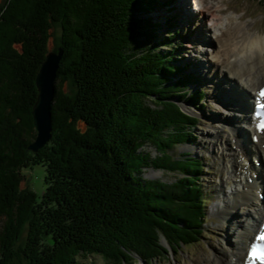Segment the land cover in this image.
<instances>
[{
	"label": "trees",
	"instance_id": "trees-1",
	"mask_svg": "<svg viewBox=\"0 0 264 264\" xmlns=\"http://www.w3.org/2000/svg\"><path fill=\"white\" fill-rule=\"evenodd\" d=\"M163 3L7 0L0 14V252L11 224L22 226L37 212L36 192L20 188L22 170L32 162L47 171L45 208L40 212L48 218L49 226L44 227L54 248L51 260L43 264H82L77 259L82 252L99 253L121 264L129 253L145 255L162 248L155 242L160 236L174 249L200 241L195 237L203 233L210 195L190 176L194 164L166 152L152 159L144 149L152 145L166 151L174 146L172 140L183 143L187 137L179 122L181 112L171 100L176 93L166 96L162 85L174 76L177 85L201 81L194 73L181 75V69L189 65L181 56L186 47L161 48L168 43L175 46L178 29L163 44L157 40L153 44L155 25L136 16ZM172 19L170 26L177 28ZM56 24L62 30L65 51L58 79L63 73L77 92L67 94L63 80L56 82L50 140L56 144L49 141L33 152L29 145L37 135L32 115L38 97L36 78L51 51L48 41ZM143 36L148 39L140 41ZM176 52L181 59L174 56ZM175 59L185 67L171 66ZM203 94L197 92L194 98ZM153 96L161 101L155 102ZM192 120L196 118H187V123ZM49 161L53 163L47 169ZM200 162H195L197 168ZM147 167L185 175L169 184L144 178ZM178 202L182 206L177 207ZM49 213L54 216L52 225ZM29 246L20 251L25 264ZM28 264L41 263L33 256Z\"/></svg>",
	"mask_w": 264,
	"mask_h": 264
},
{
	"label": "rangeland",
	"instance_id": "rangeland-1",
	"mask_svg": "<svg viewBox=\"0 0 264 264\" xmlns=\"http://www.w3.org/2000/svg\"><path fill=\"white\" fill-rule=\"evenodd\" d=\"M163 2L165 3H163L161 7L157 6L159 7L158 10H155L156 7L151 12L148 10L147 13L140 11L136 13V16L138 18H148L153 22V25H155V28L153 29L156 30L157 36L153 38V40L151 39V41H153V44H155L154 40L163 44L162 42L166 40V36L174 34L173 31H176L175 28L170 26L171 16H168V13L166 15L163 9L165 10V8H168L169 10V8L174 5L172 13L170 12V14H173L175 19L181 23L182 28L180 29L184 35H182V39H180V37L174 39L175 46L172 44L169 45L168 43L161 45V48L168 49L169 47L176 48L180 45H183L184 47L187 46L185 52L184 49L182 50V54L192 62V66L196 68V70L193 69V72L197 74V78H201V82H205L208 89L203 87L202 84L199 86V89L200 87L205 89L206 95L204 93L202 95V100H199L195 104L190 101L194 94V84L187 81L185 83L187 86L181 84L177 85L178 79H176V76H174L173 79H167L170 82H166L162 85L163 89L166 90V96H169L168 93L173 91L174 93L177 92L176 94L183 93L182 95H184H181L179 98L174 95L172 98L178 101V103H176L178 106L177 109L181 112V114H179V122L181 125L185 126L183 130L187 133V137H185L186 140L183 143L180 139L172 140L171 142L174 146H172V148L171 146L167 147L166 151H161L152 145H145L144 149L150 151L152 159L159 156L164 157V152H166V154L169 153L176 159H184V163H194V167L189 168L190 172H194L193 175L190 176L194 177V181L199 182L204 187L205 191L209 190L210 199L205 204L207 219L202 226V231L204 233H202L200 237H195L199 238L200 241L195 240V242L189 245L182 246L181 249H174L171 247L165 236H160L158 242H155L157 245H162V248H157L156 251L151 250L150 252H146L145 255L134 252L129 253L127 254V258L121 261V264H211L213 257L222 253V251L225 252V250L228 252L225 257L229 258V260H234L236 257L234 253L238 254L241 249H234L231 244L240 240L242 242L245 239L243 237L244 235L241 234L243 232L242 227L248 226L249 223L252 227L254 221L251 220V217L253 214L257 215L255 212L258 208L256 205H239L234 209V212H231L230 214L224 215L222 213V211H224L223 201L228 200V194H230L229 191L233 187L235 188L233 183V185L229 183L228 178L230 175V169L228 165L230 164V158H227V150L225 149V145L230 142L232 136L233 130L230 126H233L234 128V125L230 122L233 115L229 111V103L227 102L239 97L237 91L246 92L244 89V80L243 78L237 77L234 70L228 67L227 63L220 61L212 53V50L216 48V43H218V41L215 43L214 39H212L213 36L210 37L206 21L202 22L197 20V18H203V14L199 16L191 13L192 11L190 8L192 6L189 4L188 0H163ZM169 2L171 4L166 5ZM205 3V8L208 12H211L212 10L215 12V9H218V0H207ZM6 4L7 0H0V14ZM219 4H221V9L224 13L221 16H228L237 12L236 14L240 15V19L243 23L249 25L251 32H256L257 34L264 36V0H220ZM207 17H210V14H208ZM52 33L53 34L49 37L48 48L51 51H58L59 48L63 49V43L61 41L62 30L60 25L56 24ZM198 36L200 37V40H203L202 42L197 39ZM144 38V36L141 37L140 41ZM235 46L236 45H230L226 49L233 51ZM64 53L65 51L63 49V55ZM76 53L77 55L79 54L78 52ZM206 53H208L207 56ZM174 56L179 57V52H176ZM78 57L74 55L72 58ZM202 57H205L206 62H203ZM239 61L247 62L245 59ZM239 61L237 62L238 65L240 64ZM172 62L173 65L171 64V66L174 68H177L180 65L183 67L184 64L182 61L176 59ZM251 65L252 64L247 62V66H243L241 70H237V72L241 73L242 69L245 67L250 71L249 66ZM173 67L172 69L174 70ZM237 67H240V65ZM182 69L184 70V68ZM182 69L181 75L183 73L188 75V72H192L188 69L187 71L184 70V72H182ZM63 77H65V75L63 73L60 74L59 79L57 77L56 82L63 80V91L67 94H75L77 92L76 89L71 83H69L68 78ZM161 77H164V74H161ZM181 82L184 81H179V83ZM172 85L176 86L172 87V90L168 89ZM249 92L250 91H248V93ZM247 95L250 96L249 94ZM248 96H245V98ZM154 101L157 102L161 100L155 98ZM240 101H242L241 98ZM246 102L247 100L244 99V104ZM200 105H203L204 107H201ZM221 116L229 121V125L226 123L224 130L218 134L216 133V128L213 124H215V126L216 124L221 125L218 121ZM191 117H198L199 120H192L191 123H187V118ZM245 127H247V125H245ZM172 128L174 129L173 126ZM245 135L244 139H246ZM172 137L173 136H171V138ZM53 142L50 141L51 145ZM55 144L56 141L54 142V145ZM51 145L50 147H52ZM200 158V161L202 162L196 160ZM195 162H200L199 168H197ZM52 163V161H49L46 164L47 169H49L48 165H51ZM203 167L204 170H201ZM143 171L144 178L160 180L169 184H173L179 176L183 177L185 175L184 173L183 175L180 172L177 173L176 171L169 169L155 167H147L144 168ZM22 172L24 178L21 182L20 188L23 191L32 190L36 192L38 201L35 209L37 212L34 214L33 218L31 216V218L22 226L11 224L3 252H0V264H25L23 255L20 254V251L24 250L23 246L26 248L29 245L30 248L25 251L28 252V255L24 256L26 257L27 264L31 262L33 256L38 262L40 261V263L43 264L51 260L50 254L51 250L54 248L51 237L49 238L46 234L48 227H44L45 225L49 226L46 223L48 218H46V213H43L42 211L40 212L41 207L45 208L42 206V202H44L45 199L46 167L42 164H33L32 162V164L29 167L24 168ZM223 191L224 193H222ZM174 193L175 195H179V192H176L175 188ZM180 205L182 206V204L178 202L176 206L180 207ZM49 215L51 216V220L49 221H51L52 225V217L54 218V216L50 213L48 216ZM56 215L64 216L63 213ZM222 215L224 217H221ZM35 225H37V228L32 232ZM240 228H242V232H240ZM151 241L154 243V240ZM147 250L149 251L150 249ZM77 259L82 264H114V262H110L99 253L89 254L82 252L77 256Z\"/></svg>",
	"mask_w": 264,
	"mask_h": 264
},
{
	"label": "bare ground",
	"instance_id": "bare-ground-1",
	"mask_svg": "<svg viewBox=\"0 0 264 264\" xmlns=\"http://www.w3.org/2000/svg\"><path fill=\"white\" fill-rule=\"evenodd\" d=\"M218 1L220 2V0H218ZM196 5L197 6H195L194 9H196V8L199 10L202 9L201 3H199V0L196 1ZM218 7H221V4L218 3ZM165 9H167V8H165ZM190 9L192 12L195 11L193 9V7H191ZM163 11H165V10L163 9ZM198 15L200 16V14H198ZM197 20H199V19H197ZM224 20L226 21L225 22L226 24H225V29H224L223 33L226 34L227 38L221 39V43H222L221 45L223 47V50L219 51L218 55L224 56L225 57L224 61L227 62L228 66L234 70L237 77L243 78L245 80V83H244V85H246V87H244L245 91L248 92L250 89L254 91L260 85L264 84V36L256 34L255 32H251L249 25L241 22V20H239V17L237 15L227 16L226 18H224ZM203 21H205V20H203ZM230 45H236L235 49L233 51L226 49ZM207 55H208V53H206V56ZM202 58H203L202 59L203 62H206L205 57H202ZM244 59L249 64H252L251 66H249L250 71L245 67L242 69L241 73H238L237 70H241V68L245 65L247 66V62L239 61V60H244ZM238 61L240 63L239 64L240 67H237V66H239L237 64ZM182 72H184V71L182 70ZM190 82H191V84H194V82H192V81H190ZM237 92H238L239 97L235 100L232 99V100H229L227 102V103H229L228 104L229 105V111L231 114H234L237 109H238V111L236 114L237 115L236 125L234 126V128H233V126H230L231 129L233 130L230 142H228L225 145V149L227 150L226 156L228 158H230V164L229 165L227 164V165H228L229 169L233 170V171H230V175H229L228 179H229V183L231 185H233V184L235 185V188L233 187L229 191L230 194H228V200L223 201L224 211H222V213L224 215H227V214H230L231 212H234V209L239 205H251V206L257 205L260 202V200L258 199L257 194L255 196V193H254L255 188L258 189L260 186L263 187L262 178H259L256 181L254 180V183H249L247 181L248 176H246V175H249V173L253 172L255 174V172H256L255 175L257 176L258 167L253 162H251V163L249 162L250 161L249 157L251 156V154L252 155L253 154L257 155V154H256V152H254L253 149H248L245 146V141H244L245 139L243 136L244 134L242 133L241 130L243 129V123H246V121H249V118H246V121H244L241 118V115L248 114V116H249V112L246 110H243L244 107H246L244 104V97H243V95L245 93L240 92V91H237ZM187 93H188V91H187ZM240 98L242 101H240ZM224 103H225V101H224ZM241 103H242V105H241ZM238 116H240V118ZM218 121L220 122L221 125L216 124L215 128H216V133L219 134L222 130H224L226 123L228 125H229V123L227 122L228 120H226L225 118H220V119H218ZM253 131L255 132L254 129H253ZM260 155L264 156V154H260ZM240 156L242 157V159L238 163V158L240 159ZM258 156L259 155H257L256 158H259ZM247 160L250 163L248 165H246ZM239 165H241V169H239ZM260 165L264 166V159H262V161L260 159ZM222 193H224V191ZM229 195H230V198H229ZM221 217H224V216L222 215ZM148 219H149V217H148ZM242 228H243V232H242ZM242 228H240L239 230H240V232H242L241 233L242 235L245 234V236H243L245 239L242 242L240 240L236 243H232L231 245L233 246L232 248H234V249H237V250L241 249L240 252L238 253V258L243 260V258H244L243 252H244L245 245H246L245 241H246L247 237L252 233L253 228L247 229L245 226ZM102 239H103V237H102ZM240 242H241V244H240ZM227 254H228V252L225 250V252L222 251V253L215 255V257H213V259L211 261V264H239V263L233 262V261L229 260V258L225 257ZM234 255H236V254H234Z\"/></svg>",
	"mask_w": 264,
	"mask_h": 264
},
{
	"label": "water",
	"instance_id": "water-1",
	"mask_svg": "<svg viewBox=\"0 0 264 264\" xmlns=\"http://www.w3.org/2000/svg\"><path fill=\"white\" fill-rule=\"evenodd\" d=\"M62 58V48L58 51H50L36 78L38 97L33 106L32 115L37 135L29 145V149L33 152H38L53 136L52 103L56 95V79Z\"/></svg>",
	"mask_w": 264,
	"mask_h": 264
},
{
	"label": "snow or ice",
	"instance_id": "snow-or-ice-1",
	"mask_svg": "<svg viewBox=\"0 0 264 264\" xmlns=\"http://www.w3.org/2000/svg\"><path fill=\"white\" fill-rule=\"evenodd\" d=\"M261 95L264 96V93H261ZM262 107H264V105H262ZM260 239L264 241V236H261Z\"/></svg>",
	"mask_w": 264,
	"mask_h": 264
}]
</instances>
